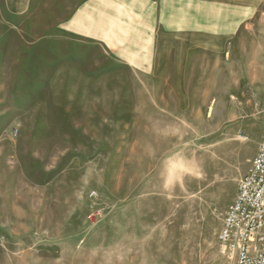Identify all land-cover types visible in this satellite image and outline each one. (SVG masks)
<instances>
[{"label":"rangeland","instance_id":"rangeland-1","mask_svg":"<svg viewBox=\"0 0 264 264\" xmlns=\"http://www.w3.org/2000/svg\"><path fill=\"white\" fill-rule=\"evenodd\" d=\"M155 13L0 0V264H235L218 238L262 139L264 13L176 67L153 64Z\"/></svg>","mask_w":264,"mask_h":264},{"label":"crops","instance_id":"crops-1","mask_svg":"<svg viewBox=\"0 0 264 264\" xmlns=\"http://www.w3.org/2000/svg\"><path fill=\"white\" fill-rule=\"evenodd\" d=\"M147 1L153 4L154 16L160 18L153 64L171 67L202 64L201 59L227 49L234 52L247 22L264 13V0ZM146 34L150 35L149 27Z\"/></svg>","mask_w":264,"mask_h":264},{"label":"built area","instance_id":"built-area-1","mask_svg":"<svg viewBox=\"0 0 264 264\" xmlns=\"http://www.w3.org/2000/svg\"><path fill=\"white\" fill-rule=\"evenodd\" d=\"M235 264H264V129L256 155L241 178L219 233Z\"/></svg>","mask_w":264,"mask_h":264}]
</instances>
